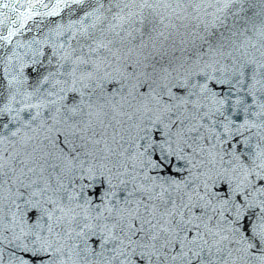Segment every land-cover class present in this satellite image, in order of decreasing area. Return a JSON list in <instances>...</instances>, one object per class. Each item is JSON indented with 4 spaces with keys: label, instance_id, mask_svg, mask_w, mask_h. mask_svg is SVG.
<instances>
[{
    "label": "snow or ice",
    "instance_id": "1",
    "mask_svg": "<svg viewBox=\"0 0 264 264\" xmlns=\"http://www.w3.org/2000/svg\"><path fill=\"white\" fill-rule=\"evenodd\" d=\"M0 264H264V0H0Z\"/></svg>",
    "mask_w": 264,
    "mask_h": 264
},
{
    "label": "water",
    "instance_id": "2",
    "mask_svg": "<svg viewBox=\"0 0 264 264\" xmlns=\"http://www.w3.org/2000/svg\"><path fill=\"white\" fill-rule=\"evenodd\" d=\"M248 2L252 3V0H248ZM256 10L259 11L260 8L257 7ZM249 15H251V13H249ZM56 19H59V18H56ZM33 34L34 33H28L25 38L26 39L31 38V36ZM179 39H180V37H176V43L175 44H172L171 42H169V44L166 45L165 51H166L167 55L160 58V64H163L164 66H168V64H172L173 66H178L179 63L182 62L183 59L186 57V55H188L192 52V46L191 45H180ZM183 47L188 48V53H185L181 50Z\"/></svg>",
    "mask_w": 264,
    "mask_h": 264
}]
</instances>
